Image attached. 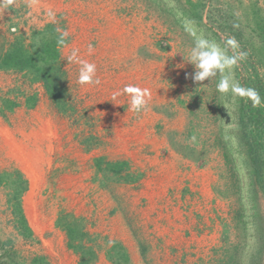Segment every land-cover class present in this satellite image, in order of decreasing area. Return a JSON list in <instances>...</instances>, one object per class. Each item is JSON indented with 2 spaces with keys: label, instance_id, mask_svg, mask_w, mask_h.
<instances>
[{
  "label": "rangeland",
  "instance_id": "374dc122",
  "mask_svg": "<svg viewBox=\"0 0 264 264\" xmlns=\"http://www.w3.org/2000/svg\"><path fill=\"white\" fill-rule=\"evenodd\" d=\"M14 1L0 14V60L14 40L28 45L46 25L67 36L58 45L57 104L41 82L0 68V254L11 248L25 264H78L82 252L67 247L74 224L84 234L74 245L94 253L89 264H234L235 253L246 264L256 239L236 221L243 195L233 174L243 191L247 184L231 136L237 95L218 90L219 71L195 81L194 56L201 34L221 44L206 23L208 8L258 42L264 0H203L202 27L184 17L186 0H39L34 13ZM78 61L95 64L99 84L78 83ZM225 74L236 83L234 67ZM128 85L148 91L146 110H131ZM3 100L17 106L7 111ZM20 118L29 128L37 123L38 134L21 131ZM228 139L233 169L218 145ZM34 143L41 152L25 156ZM114 163L126 167L112 175L106 165ZM19 179L25 190L16 194ZM257 206L264 237V201Z\"/></svg>",
  "mask_w": 264,
  "mask_h": 264
},
{
  "label": "trees",
  "instance_id": "16d2710c",
  "mask_svg": "<svg viewBox=\"0 0 264 264\" xmlns=\"http://www.w3.org/2000/svg\"><path fill=\"white\" fill-rule=\"evenodd\" d=\"M185 2L189 8L183 10V15L191 23L197 27H202L207 23L210 28L214 29V36L219 39L222 45L228 38H234L238 42L239 47L235 53L231 48L228 49L230 56L238 55L240 52L246 53V56L238 59L236 65L233 66L235 82L242 89H250L259 96V103L254 102L249 95L239 94L235 97V125L231 136L235 142L237 156L242 159L247 177V184L243 191L237 174L235 176L233 174V188L236 193L243 195V198L238 197L236 202L238 207L236 221L237 225L242 227L240 229L244 231L252 229L256 239L251 243L246 264H261L264 237L262 218L258 212L257 203L258 199L264 201V74L262 75L260 72V69L264 71V24L257 21V30L253 29V35L256 33L259 39L254 43L253 38H245L236 22H233V25L228 23L229 17L226 13L219 14L218 9L213 8H208L205 13L206 3L203 0L194 2L186 0ZM204 13L205 24L203 22ZM59 41L60 35L57 34L55 27L51 24L46 25L42 30L31 33L28 45H25L22 38L14 40L2 56L0 68L25 73L31 82H41L48 97L57 104L61 101L58 77L60 70L59 65L56 64L59 57ZM16 106L17 104L10 100H3V107L7 111H12ZM218 145L223 150L222 157L227 166L233 169L235 161L231 153L229 139L223 140V142L219 140ZM124 167H126L124 163L107 164L106 171L112 175H118ZM13 188L17 192L16 194L21 193L25 190V181L19 179L18 182L13 183ZM12 199L15 203L14 208L20 229L26 233V237H31V231L23 217L17 198L13 197ZM66 235L68 249L82 252V259L78 264H89V261L94 258L92 250L85 249L81 245H74L77 239L84 237L81 228L71 224L66 227ZM2 251L0 264H25L24 260H21L11 248ZM231 256L234 264H242L237 253ZM31 264H46V262L44 258H35Z\"/></svg>",
  "mask_w": 264,
  "mask_h": 264
},
{
  "label": "clouds",
  "instance_id": "9594fccd",
  "mask_svg": "<svg viewBox=\"0 0 264 264\" xmlns=\"http://www.w3.org/2000/svg\"><path fill=\"white\" fill-rule=\"evenodd\" d=\"M14 3V0H0V14H4L10 11ZM192 35L195 36V31L190 29ZM67 36V32L62 34L59 43L63 44L64 37ZM196 46L200 49L195 54L194 59L198 61L196 67L198 69L194 79L198 82H203L206 78L213 76L219 71L222 75L217 83V88L221 92H227L229 89L236 95L244 94L253 98L254 102L259 103V96L250 89H242L238 84L231 82L230 76L225 72L236 65L237 60L244 58L246 53L240 52L238 55H228V49L231 48L235 53L238 49V42L234 38H228L224 42V45L217 43L215 40L209 39L201 34L196 38ZM89 52H91V46H89ZM77 50H74L69 57L70 60L76 58ZM80 64L78 73V83L80 84H99V79L95 78L96 66L93 63L87 61H78ZM123 93L130 97V108L134 112H141L147 108V100L145 97L149 95L146 89H140L132 85H128L123 89ZM116 93L113 96L115 99Z\"/></svg>",
  "mask_w": 264,
  "mask_h": 264
},
{
  "label": "crops",
  "instance_id": "0c3cea01",
  "mask_svg": "<svg viewBox=\"0 0 264 264\" xmlns=\"http://www.w3.org/2000/svg\"><path fill=\"white\" fill-rule=\"evenodd\" d=\"M39 2H40L39 0H18V1H16V4L18 7L26 6V9L31 8L32 13H34V11L38 12V4H39V6H42L41 4H44V3H39ZM14 3H15V1H14ZM36 5H37V7H36ZM29 14H31V12ZM19 121H23L24 123H27L25 126L21 127V131H24L27 129L29 132L32 130V131L37 132V134H38V124L37 123H35L37 125L36 128H29V127H31L30 126L31 124H29V122H31V120L29 118H20ZM24 149H26L25 150V152H26L25 156H29V154H30L29 152H31L33 150H35L34 152H41V151H39L40 149H38V145H36V144H35V146H33V149H30V148H24ZM46 151H49V150L47 149ZM35 154H37V153H35ZM37 163H38V161H37Z\"/></svg>",
  "mask_w": 264,
  "mask_h": 264
}]
</instances>
